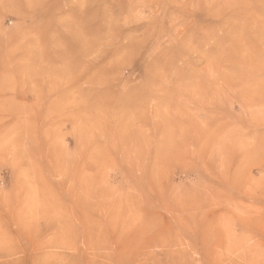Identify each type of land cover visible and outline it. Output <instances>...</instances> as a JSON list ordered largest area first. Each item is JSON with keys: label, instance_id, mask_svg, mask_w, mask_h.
<instances>
[{"label": "rangeland", "instance_id": "rangeland-1", "mask_svg": "<svg viewBox=\"0 0 264 264\" xmlns=\"http://www.w3.org/2000/svg\"><path fill=\"white\" fill-rule=\"evenodd\" d=\"M263 100L264 0H0V264H264Z\"/></svg>", "mask_w": 264, "mask_h": 264}, {"label": "bare ground", "instance_id": "bare-ground-1", "mask_svg": "<svg viewBox=\"0 0 264 264\" xmlns=\"http://www.w3.org/2000/svg\"><path fill=\"white\" fill-rule=\"evenodd\" d=\"M255 80V79H254ZM224 84V83H223ZM264 101V100H263ZM253 102L257 103L258 100H254ZM260 102V101H259ZM213 110V109H212ZM203 123V122H202ZM99 235V234H98ZM96 236V235H95ZM99 237V236H98ZM105 256V255H104ZM107 258V257H106ZM117 259V258H116ZM112 261V260H111Z\"/></svg>", "mask_w": 264, "mask_h": 264}]
</instances>
